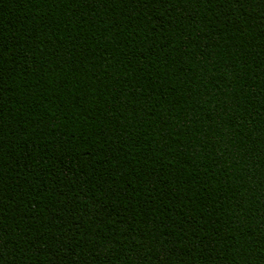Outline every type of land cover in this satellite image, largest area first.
<instances>
[{
    "label": "trees",
    "instance_id": "1",
    "mask_svg": "<svg viewBox=\"0 0 264 264\" xmlns=\"http://www.w3.org/2000/svg\"><path fill=\"white\" fill-rule=\"evenodd\" d=\"M0 264H264V0H0Z\"/></svg>",
    "mask_w": 264,
    "mask_h": 264
}]
</instances>
